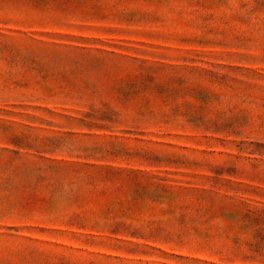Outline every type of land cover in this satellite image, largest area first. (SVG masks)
<instances>
[{
	"label": "rangeland",
	"instance_id": "obj_1",
	"mask_svg": "<svg viewBox=\"0 0 264 264\" xmlns=\"http://www.w3.org/2000/svg\"><path fill=\"white\" fill-rule=\"evenodd\" d=\"M0 264H264V0H0Z\"/></svg>",
	"mask_w": 264,
	"mask_h": 264
}]
</instances>
